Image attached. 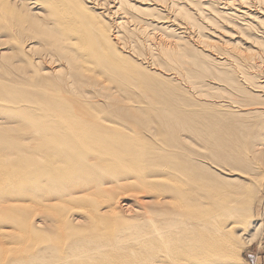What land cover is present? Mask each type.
Wrapping results in <instances>:
<instances>
[{
    "label": "bare ground",
    "instance_id": "6f19581e",
    "mask_svg": "<svg viewBox=\"0 0 264 264\" xmlns=\"http://www.w3.org/2000/svg\"><path fill=\"white\" fill-rule=\"evenodd\" d=\"M140 1L0 0V264H241L259 236L264 0ZM155 32L178 82L121 49Z\"/></svg>",
    "mask_w": 264,
    "mask_h": 264
},
{
    "label": "rangeland",
    "instance_id": "374dc122",
    "mask_svg": "<svg viewBox=\"0 0 264 264\" xmlns=\"http://www.w3.org/2000/svg\"><path fill=\"white\" fill-rule=\"evenodd\" d=\"M138 1L142 2L140 0H138ZM230 1H232V0H230ZM148 2L149 1H144L142 3L147 4ZM131 3H134V2H131ZM218 3H221V2H218ZM134 5L136 7H140V8L148 7V5H142L139 3H134ZM219 6L222 7V4ZM220 7L216 6V8H220ZM246 10H251V8L241 7V6H239L237 8L238 12H242V11H246ZM142 14L143 13L139 12L137 15L142 16ZM143 18L148 19L150 21L152 20V22L154 21L153 25L156 23V21H155L156 19L153 18L152 16H149V14L145 15ZM159 22H160V24H159L160 26L162 24V27H166L168 25L167 23L169 21H168V19H166V20L162 19ZM226 29H224V30L215 29V32H214V30H210L211 32L210 31H207V32H208V34H211L212 36H214L215 38H213V39L215 41L217 40L218 45H220L222 47H230L231 45H235L236 47H239L240 49L248 47V45L244 44V42L248 41L250 39L246 40L245 37L240 36V34L237 32V30L235 28L234 29L233 28H226ZM151 32H152L151 29H147L148 34L152 35ZM157 33H159V34H157ZM150 35L147 36V38L150 37V38H148L149 40L146 38L143 39V37H139L138 40L135 39L134 44L130 39H128V38L125 39V41H123L124 45L121 46L122 51L126 52L125 55H127L128 57L130 56L132 58L131 59L129 57L131 60L136 61L137 64H139L140 66H142L146 70L152 72L157 78L160 77V78L168 80V81L174 80V81L178 82L177 77L172 75V73H171L172 71L170 70V68L163 66L160 59H158V58L153 59L152 58V56L155 57V55H152L154 52L151 53V48L153 49V47H152V44H150L151 42H149V41H151L153 39L154 42H157L158 39H156V38L158 36H159L158 38L163 37L165 39H166V37L161 35L160 32H155L154 36H150ZM252 38H253V35H252ZM147 40H148V42H147ZM127 41L130 43V46H128L129 43ZM126 42L128 43V45ZM131 44H133V45H131ZM135 45H136V47H132ZM148 45H150V46H148ZM137 48H139V49H137ZM150 54H151V56H150ZM169 74H171L172 76L170 75V77H169ZM172 77H174V78H172ZM263 169H264V166H263ZM261 185H260L258 191L256 192L257 194H256L253 202L251 203V206L248 208V212H247V216H249V218L251 219L252 226L255 225L256 223H260V225L262 226L261 231H260V234L257 237V239L254 242H252L248 247H246L243 250V252L241 253V255H240V258L242 260L241 264H264V259H263L264 258V177H263V180L261 181Z\"/></svg>",
    "mask_w": 264,
    "mask_h": 264
},
{
    "label": "crops",
    "instance_id": "0c3cea01",
    "mask_svg": "<svg viewBox=\"0 0 264 264\" xmlns=\"http://www.w3.org/2000/svg\"><path fill=\"white\" fill-rule=\"evenodd\" d=\"M264 259V258H263Z\"/></svg>",
    "mask_w": 264,
    "mask_h": 264
}]
</instances>
